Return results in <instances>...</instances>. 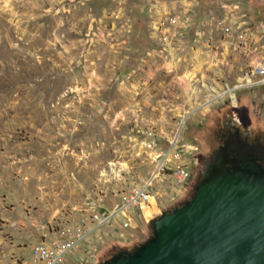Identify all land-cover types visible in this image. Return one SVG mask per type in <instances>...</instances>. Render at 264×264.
I'll return each instance as SVG.
<instances>
[{"label":"rangeland","instance_id":"374dc122","mask_svg":"<svg viewBox=\"0 0 264 264\" xmlns=\"http://www.w3.org/2000/svg\"><path fill=\"white\" fill-rule=\"evenodd\" d=\"M258 65L264 0H0V264L92 215L109 219L61 264L147 241L228 133L234 151L261 150ZM168 150L179 159L157 172ZM155 173L154 212L122 227V197Z\"/></svg>","mask_w":264,"mask_h":264},{"label":"water","instance_id":"95a60500","mask_svg":"<svg viewBox=\"0 0 264 264\" xmlns=\"http://www.w3.org/2000/svg\"><path fill=\"white\" fill-rule=\"evenodd\" d=\"M230 141L211 152L191 198L151 221L147 241L101 264H264V171L257 149L229 158Z\"/></svg>","mask_w":264,"mask_h":264},{"label":"built area","instance_id":"2783aa9c","mask_svg":"<svg viewBox=\"0 0 264 264\" xmlns=\"http://www.w3.org/2000/svg\"><path fill=\"white\" fill-rule=\"evenodd\" d=\"M146 148H151L149 143L143 144ZM168 150L159 162L156 165V171L160 172L165 168V163L167 158H172L178 160L179 157L173 153H169ZM157 156H160L158 154ZM179 174L183 173L182 170L177 169ZM153 174V173H152ZM154 177H151L144 182L143 184H131L122 197V202L118 208V213L121 216V226L127 227L130 221L132 220L131 213H135L136 216H140L142 205L148 203V197L150 196L148 188L151 181ZM131 211V213H130ZM108 216V217H107ZM103 218L98 217L97 215H92L89 219L88 224H80L79 226L74 227L73 229H62L60 235L62 239L50 244L38 243L30 247L29 249V258L28 262H21V264H61L64 257L73 250L81 240H84L92 232L94 226L91 227L92 223H95L96 227L102 224L105 220L108 221L109 215ZM90 218V217H89Z\"/></svg>","mask_w":264,"mask_h":264},{"label":"flooded vegetation","instance_id":"af4514ba","mask_svg":"<svg viewBox=\"0 0 264 264\" xmlns=\"http://www.w3.org/2000/svg\"><path fill=\"white\" fill-rule=\"evenodd\" d=\"M227 139H230V135H229V133H228V135H226V140ZM231 140V139H230ZM232 141V140H231ZM215 150V149H214ZM236 153H237V149L233 152V153H231L230 154V156H229V158H232V157H236L237 155H236ZM257 160H256V163L259 165V167L264 171V145L262 146V148H261V150H259L258 151V153H257ZM226 167H229L230 166V164L227 162L226 164ZM263 177H264V174H263ZM133 249V248H132ZM131 250V249H130ZM130 250H125V251H130ZM113 255H115V253L113 254ZM112 255V256H113ZM111 256V257H112ZM106 261V260H105Z\"/></svg>","mask_w":264,"mask_h":264},{"label":"crops","instance_id":"0c3cea01","mask_svg":"<svg viewBox=\"0 0 264 264\" xmlns=\"http://www.w3.org/2000/svg\"><path fill=\"white\" fill-rule=\"evenodd\" d=\"M149 206H150V205H149ZM149 206H148V207H145L144 209H142V210H141V214H144L143 211H145V210L147 211L148 214L153 213L154 211H153ZM137 217H139V216H137ZM149 218H151V216H150ZM110 233H111V235L114 236V237H118V236L128 237V236L131 235L130 233H122L121 231H118V230L116 231V230H115V227H112V228H111ZM87 238H88V237H87ZM85 239H86V238H85ZM69 253H70V252H69Z\"/></svg>","mask_w":264,"mask_h":264},{"label":"bare ground","instance_id":"6f19581e","mask_svg":"<svg viewBox=\"0 0 264 264\" xmlns=\"http://www.w3.org/2000/svg\"><path fill=\"white\" fill-rule=\"evenodd\" d=\"M256 68H257V72H263V71H264V66H263V65H258ZM244 81L249 82L247 77L244 78ZM263 81H264V80H263ZM230 143H231V141H230ZM157 176H158V173H155L153 177L155 178V177H157ZM150 199H151V197L149 196V197H148V204H149V205H150L149 202H151ZM152 199H153V198H152ZM146 205H147V204L142 205V207H144V206H146Z\"/></svg>","mask_w":264,"mask_h":264}]
</instances>
